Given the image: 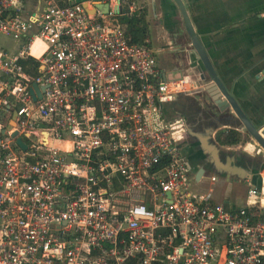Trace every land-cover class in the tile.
<instances>
[{
	"label": "built area",
	"instance_id": "obj_1",
	"mask_svg": "<svg viewBox=\"0 0 264 264\" xmlns=\"http://www.w3.org/2000/svg\"><path fill=\"white\" fill-rule=\"evenodd\" d=\"M111 14L0 0V264H264V172L242 206L192 189L221 181L196 180L172 113L206 91L201 61L163 77Z\"/></svg>",
	"mask_w": 264,
	"mask_h": 264
},
{
	"label": "crops",
	"instance_id": "obj_2",
	"mask_svg": "<svg viewBox=\"0 0 264 264\" xmlns=\"http://www.w3.org/2000/svg\"><path fill=\"white\" fill-rule=\"evenodd\" d=\"M25 1L27 8L32 10L39 3V0ZM110 1L112 14L108 18L117 15L113 13V7L117 6L115 0ZM184 2L219 75L250 119L260 128H264V0H184ZM131 6L135 7L133 11ZM122 8L120 14L126 13L127 10L134 14L141 9H147L149 36L146 42L156 52L158 67L163 77H177L182 73L197 77L198 57L193 52L183 16L174 0H123ZM201 73L205 74L204 71ZM207 83L208 81H205L206 85ZM204 93L205 96H201V101H198L199 117L193 116L196 121H191L186 101L182 102L184 107L182 112H174L172 108V113L184 115L188 120L189 137L186 153L189 162L196 164L194 170L199 167L200 159L206 157L209 152L214 156L211 145H214L217 131L232 128L233 123L230 120H238L233 110L220 111L209 93L207 91ZM234 128L248 139L245 150L255 151L250 155L251 158H258L257 156L263 152L261 146L245 132L241 123L236 122ZM263 172L264 170L260 174ZM221 180L228 182L225 178ZM246 182L249 190L260 181L255 179ZM216 199L237 207L246 204L247 195L243 203H239L232 194L216 192Z\"/></svg>",
	"mask_w": 264,
	"mask_h": 264
},
{
	"label": "water",
	"instance_id": "obj_3",
	"mask_svg": "<svg viewBox=\"0 0 264 264\" xmlns=\"http://www.w3.org/2000/svg\"><path fill=\"white\" fill-rule=\"evenodd\" d=\"M122 1L123 0H115V4L117 5L115 8L113 7L114 14L122 13ZM179 7L181 14L183 16V20L185 23V27L187 33L191 40V45L193 47V52L201 61V68L205 74L202 75L204 81H208L206 85V91L211 96L214 105L222 112H225L229 109L233 110L236 118L240 121L241 126L244 128L245 132H247L252 139H254L260 146L264 152V128H260L257 126L247 115L246 111L240 105L239 101L231 91V89L226 85L221 76L219 75L209 53L202 42L199 34L197 33L187 6L184 0H174ZM84 2V7L90 14H96L97 10H100L104 14H110L112 11V5L110 0H71V3H80ZM34 89L37 91L38 95L41 96V92L39 86L34 84ZM37 98V96H36ZM213 109V108H211ZM16 111L13 114V118L16 116ZM14 120L11 122L9 129L14 125ZM6 131V130H5ZM14 136L17 135V132H14ZM17 143L23 148L27 149V144L23 141L21 137L17 138ZM220 145H218L214 141V145H211L212 150L214 151L215 168L217 170H213L218 175H225L228 182L233 181V176H238L241 180H249L254 181H262V176L260 171H256L253 175L243 167H231V163L235 159L234 157H229L227 166H224L223 162H221L220 157L218 155V151L220 150ZM261 162L264 167V155L262 156ZM204 169L203 167L197 171L196 180H199L203 177ZM260 182L258 185H254L252 187H260Z\"/></svg>",
	"mask_w": 264,
	"mask_h": 264
},
{
	"label": "rangeland",
	"instance_id": "obj_4",
	"mask_svg": "<svg viewBox=\"0 0 264 264\" xmlns=\"http://www.w3.org/2000/svg\"><path fill=\"white\" fill-rule=\"evenodd\" d=\"M120 15H122V14L113 15L112 17L108 18V21L111 24H119V16ZM15 45H16V42L12 37H8V36H5L4 34L0 33V46L6 47L8 49H12L13 46H15ZM203 95L205 96V93H203L202 95L197 94V93L187 94L186 96L180 97V99L178 101H176L175 103L172 104L173 111L174 112L175 111L182 112L184 109L182 102L184 103L186 101V103L189 107L188 112L191 113V115H190L191 121L192 122L196 121V119L194 120L193 116H195L196 118L199 117V114L197 113V109L199 108V102L198 101H201V96H203ZM174 112H173V114H174ZM235 121L240 123L239 120H234L233 127L236 124ZM245 146H246L245 143H242V144L236 145V146H219V147L224 153H229L230 155H238V156L249 155L250 156L251 154L253 155L255 153V151L254 152L246 151ZM204 154H205V152H204ZM263 154H264V152H262V154H259L257 156L258 158H256V159L260 161V159H262ZM207 174H210V172H207ZM221 179H224V177H222ZM195 188L196 189L201 188V190L208 189V188H214L217 193L224 194V195L232 194V197L236 198L237 201H239V203H243L244 200L246 199V195H247V191H248V183L246 181H240V182L236 183V182H224L223 180H221L220 182H216L215 185H213L210 182L205 183V184L200 183L199 186H197V187L194 186L192 188L193 191L196 190Z\"/></svg>",
	"mask_w": 264,
	"mask_h": 264
},
{
	"label": "trees",
	"instance_id": "obj_5",
	"mask_svg": "<svg viewBox=\"0 0 264 264\" xmlns=\"http://www.w3.org/2000/svg\"><path fill=\"white\" fill-rule=\"evenodd\" d=\"M127 6L129 9V4H127ZM147 13L148 11L145 8L137 11L134 14H130L127 10L126 13L123 12V14L119 16V24L122 27L126 37L131 42L140 43L143 45L148 44L146 42L149 36ZM24 64L28 72L33 76L39 74V64L36 63V60L33 59L28 63L24 62ZM215 142L220 146H236L246 143L247 138L236 128H226L217 131L215 135Z\"/></svg>",
	"mask_w": 264,
	"mask_h": 264
},
{
	"label": "flooded vegetation",
	"instance_id": "obj_6",
	"mask_svg": "<svg viewBox=\"0 0 264 264\" xmlns=\"http://www.w3.org/2000/svg\"><path fill=\"white\" fill-rule=\"evenodd\" d=\"M230 121L234 123L233 120H230ZM232 128H234L233 124H232ZM218 155L220 157L221 162H223L224 166L228 165L227 161L229 157H234L235 159L230 164L232 168L236 166L243 167L247 170V172H250L253 175L255 174L256 171L262 172L264 170L263 163L261 162V160L259 161L257 159L251 158L249 155H243V156L230 155L229 153H224L221 149L218 151ZM213 158H214L213 154L209 152L208 156L200 159L199 167L195 169L196 171L194 170V167H196V164L190 163L193 171H195V174L197 175V171L202 167L204 169V174H206L207 172H212L213 170H217L215 168V161L213 160ZM221 176L226 179L225 175H220V177ZM232 179H233L232 182L246 181V180H241L238 176H233Z\"/></svg>",
	"mask_w": 264,
	"mask_h": 264
}]
</instances>
